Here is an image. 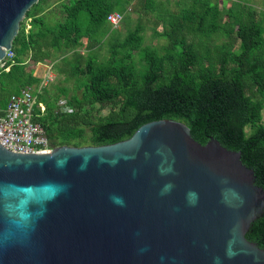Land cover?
Listing matches in <instances>:
<instances>
[{"label":"water","instance_id":"water-1","mask_svg":"<svg viewBox=\"0 0 264 264\" xmlns=\"http://www.w3.org/2000/svg\"><path fill=\"white\" fill-rule=\"evenodd\" d=\"M40 0H0V63ZM264 189L241 152L176 120L107 146L0 144V264H264Z\"/></svg>","mask_w":264,"mask_h":264},{"label":"trees","instance_id":"trees-1","mask_svg":"<svg viewBox=\"0 0 264 264\" xmlns=\"http://www.w3.org/2000/svg\"><path fill=\"white\" fill-rule=\"evenodd\" d=\"M130 5L139 18L134 27L124 18L122 34L107 19ZM149 23L165 45L146 44ZM104 45L109 56L101 58ZM13 51L14 60L0 68V109L23 89L39 87L31 64H52L76 83L72 114L58 112L61 98L40 96L46 112L36 122L52 147L113 145L146 124L176 120L202 145L214 138L241 152L264 189V25L255 10L221 9L212 0H179L175 7L170 0H40ZM246 238L264 249V217Z\"/></svg>","mask_w":264,"mask_h":264},{"label":"built area","instance_id":"built-area-1","mask_svg":"<svg viewBox=\"0 0 264 264\" xmlns=\"http://www.w3.org/2000/svg\"><path fill=\"white\" fill-rule=\"evenodd\" d=\"M125 15L114 12L108 16V23L117 30L122 25ZM15 53L7 50L6 58L0 63V68H5L7 62L13 61ZM9 71V68H6ZM42 80L39 87H27L19 94L13 95L5 108L0 109V144L12 153L17 154H50L52 147L42 125L36 119L43 116L46 106L40 102V96L46 85ZM56 107L58 112L72 114L75 109L69 100L61 98Z\"/></svg>","mask_w":264,"mask_h":264},{"label":"rangeland","instance_id":"rangeland-1","mask_svg":"<svg viewBox=\"0 0 264 264\" xmlns=\"http://www.w3.org/2000/svg\"><path fill=\"white\" fill-rule=\"evenodd\" d=\"M179 0H170V5L171 7H175L176 3ZM213 4H217L221 9H227V10H236L237 9V4H242L247 6L248 8H251L257 12V18L259 21H261L264 25V1L263 0H212ZM55 1H52L49 6H53ZM134 5L128 6V8L124 11L121 12L125 15L126 17H130L132 19V25L131 27H134L135 24L138 21V14L134 12ZM54 10L59 11L60 6H56ZM25 20V18H24ZM23 20V21H24ZM27 24H29L30 21H26ZM159 32L163 31V27L160 26L158 28ZM122 34L126 33V27L124 24H122L119 29H117ZM145 38H146V44L151 45V46H156V47H161L166 44V41L162 38H159L155 36L154 30H153V25L152 24H147L146 25V31H145ZM84 45L86 42L84 41ZM81 51H83V47L80 48ZM109 56L108 53V46L104 45L103 50L101 51V58H106ZM31 70L35 72V76L44 80H46V85L43 89V94L53 98V97H59V98H65L67 100H71V98L74 95V90L76 87V83L74 81L67 82L64 78V76H61L57 73L56 67L52 64L46 63L43 65H34L32 64ZM42 84V83H41ZM61 89L67 90V95H62L61 94ZM107 110L103 111V114H107ZM263 124H264V111H263ZM247 132L250 133L251 130L250 128L247 129Z\"/></svg>","mask_w":264,"mask_h":264},{"label":"crops","instance_id":"crops-1","mask_svg":"<svg viewBox=\"0 0 264 264\" xmlns=\"http://www.w3.org/2000/svg\"><path fill=\"white\" fill-rule=\"evenodd\" d=\"M37 66V65H36ZM33 66H32V64L30 65V68H32ZM34 75H35V72H34Z\"/></svg>","mask_w":264,"mask_h":264}]
</instances>
